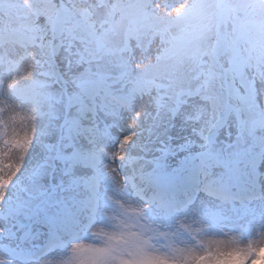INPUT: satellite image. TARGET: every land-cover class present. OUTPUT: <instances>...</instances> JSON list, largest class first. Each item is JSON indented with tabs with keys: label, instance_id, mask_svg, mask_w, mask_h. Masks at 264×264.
Wrapping results in <instances>:
<instances>
[{
	"label": "snow or ice",
	"instance_id": "obj_1",
	"mask_svg": "<svg viewBox=\"0 0 264 264\" xmlns=\"http://www.w3.org/2000/svg\"><path fill=\"white\" fill-rule=\"evenodd\" d=\"M262 251L264 0H0V264Z\"/></svg>",
	"mask_w": 264,
	"mask_h": 264
},
{
	"label": "rangeland",
	"instance_id": "obj_2",
	"mask_svg": "<svg viewBox=\"0 0 264 264\" xmlns=\"http://www.w3.org/2000/svg\"><path fill=\"white\" fill-rule=\"evenodd\" d=\"M17 131H21V126H20L19 122L17 123ZM213 239L224 240L226 242L228 240H233V241H235V244L233 246H244L247 243L246 240L241 241L239 233H230L228 237H206L205 238L206 241L213 240ZM260 255H261V259L257 260L255 262V264H264V251H262Z\"/></svg>",
	"mask_w": 264,
	"mask_h": 264
}]
</instances>
